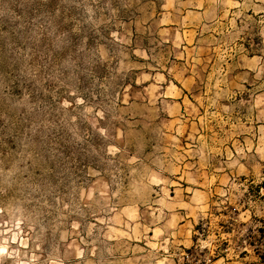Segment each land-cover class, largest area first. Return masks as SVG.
Instances as JSON below:
<instances>
[{
  "label": "rangeland",
  "instance_id": "374dc122",
  "mask_svg": "<svg viewBox=\"0 0 264 264\" xmlns=\"http://www.w3.org/2000/svg\"><path fill=\"white\" fill-rule=\"evenodd\" d=\"M0 264H264V0H0Z\"/></svg>",
  "mask_w": 264,
  "mask_h": 264
},
{
  "label": "bare ground",
  "instance_id": "6f19581e",
  "mask_svg": "<svg viewBox=\"0 0 264 264\" xmlns=\"http://www.w3.org/2000/svg\"><path fill=\"white\" fill-rule=\"evenodd\" d=\"M0 249H1V250H3V249H4V247H0Z\"/></svg>",
  "mask_w": 264,
  "mask_h": 264
}]
</instances>
